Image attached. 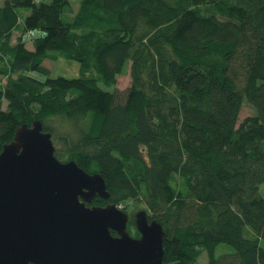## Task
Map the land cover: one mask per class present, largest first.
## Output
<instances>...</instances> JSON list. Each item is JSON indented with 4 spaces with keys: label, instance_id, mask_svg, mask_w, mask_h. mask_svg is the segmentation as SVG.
I'll use <instances>...</instances> for the list:
<instances>
[{
    "label": "trees",
    "instance_id": "trees-1",
    "mask_svg": "<svg viewBox=\"0 0 264 264\" xmlns=\"http://www.w3.org/2000/svg\"><path fill=\"white\" fill-rule=\"evenodd\" d=\"M59 55L76 75L48 74ZM36 118L104 178L87 204L160 222L163 264H264V0H3L0 149Z\"/></svg>",
    "mask_w": 264,
    "mask_h": 264
},
{
    "label": "water",
    "instance_id": "water-1",
    "mask_svg": "<svg viewBox=\"0 0 264 264\" xmlns=\"http://www.w3.org/2000/svg\"><path fill=\"white\" fill-rule=\"evenodd\" d=\"M109 195L98 171L54 154L39 119L19 124L0 149V264H163V227L114 202L87 204ZM111 229L115 232L112 233Z\"/></svg>",
    "mask_w": 264,
    "mask_h": 264
},
{
    "label": "rangeland",
    "instance_id": "rangeland-1",
    "mask_svg": "<svg viewBox=\"0 0 264 264\" xmlns=\"http://www.w3.org/2000/svg\"><path fill=\"white\" fill-rule=\"evenodd\" d=\"M45 1H47V0H45ZM70 1H71L73 8L76 9L79 0H70ZM2 2H3V0H0V4ZM36 32H37L36 30L33 31V34ZM30 35L31 34L28 32H25L22 35L23 40L26 41V45L29 47L31 46ZM42 63L48 67V69H49L48 74L52 75V76L57 75V74L72 76V75H76L78 73V70H77L78 62L76 60H73V59H67L61 55L57 56L54 59L45 57L43 59ZM29 73L32 75H36L40 78H44L46 75L45 73H40V72H36V71H29ZM129 82H130V76H129L128 72L120 74L117 76V80L115 82V87L118 89V91L121 92L126 88V86L129 84ZM118 94L120 95L121 93H118ZM252 111H253L252 106L247 101L243 100L242 104H241L240 111H239L238 118L240 119L244 115H246L247 113H250ZM261 188L262 189L264 188V184H262ZM118 205L120 206L121 204H118ZM141 205H142V203L136 202L133 200H128L127 202H125L126 212L128 213V218H130L131 214L134 213V211L136 209H138V207H140ZM133 226H135V224L130 223V232H131L130 234L135 235V234H133V230H134ZM135 228H136V226H135ZM138 234H139V232H138ZM230 249H231V246L229 244L220 243L216 246L215 251H216V253H219L220 251L230 250ZM200 259L202 261H204L205 260V254L201 255Z\"/></svg>",
    "mask_w": 264,
    "mask_h": 264
}]
</instances>
